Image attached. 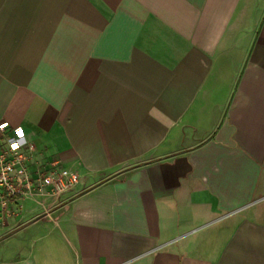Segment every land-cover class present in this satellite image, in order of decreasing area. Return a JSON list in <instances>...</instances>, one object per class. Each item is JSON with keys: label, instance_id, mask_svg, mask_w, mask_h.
Returning <instances> with one entry per match:
<instances>
[{"label": "crops", "instance_id": "obj_1", "mask_svg": "<svg viewBox=\"0 0 264 264\" xmlns=\"http://www.w3.org/2000/svg\"><path fill=\"white\" fill-rule=\"evenodd\" d=\"M5 122L0 264H264V0H0Z\"/></svg>", "mask_w": 264, "mask_h": 264}, {"label": "built area", "instance_id": "obj_2", "mask_svg": "<svg viewBox=\"0 0 264 264\" xmlns=\"http://www.w3.org/2000/svg\"><path fill=\"white\" fill-rule=\"evenodd\" d=\"M19 142L13 151L11 144ZM34 146L21 138L9 137L7 129L0 130V221L12 215L11 205L33 192L58 196L77 182V174L59 167L51 161L49 168L33 174L28 165Z\"/></svg>", "mask_w": 264, "mask_h": 264}, {"label": "clouds", "instance_id": "obj_3", "mask_svg": "<svg viewBox=\"0 0 264 264\" xmlns=\"http://www.w3.org/2000/svg\"><path fill=\"white\" fill-rule=\"evenodd\" d=\"M8 127V124L7 122L3 123V124H0V130H3L4 128H7ZM16 136L23 139V137L25 136V133H24V130L22 128H17L16 129ZM20 143L19 142H13L11 144V148L13 151H16L20 148Z\"/></svg>", "mask_w": 264, "mask_h": 264}]
</instances>
